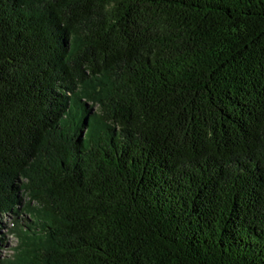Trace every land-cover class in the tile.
<instances>
[{
  "label": "trees",
  "instance_id": "obj_1",
  "mask_svg": "<svg viewBox=\"0 0 264 264\" xmlns=\"http://www.w3.org/2000/svg\"><path fill=\"white\" fill-rule=\"evenodd\" d=\"M22 190L0 264H264V0H0Z\"/></svg>",
  "mask_w": 264,
  "mask_h": 264
},
{
  "label": "rangeland",
  "instance_id": "obj_2",
  "mask_svg": "<svg viewBox=\"0 0 264 264\" xmlns=\"http://www.w3.org/2000/svg\"><path fill=\"white\" fill-rule=\"evenodd\" d=\"M95 110V109H94ZM22 193V201L20 203V214L17 217L15 214L4 216L0 218V261H5L11 258L13 254V248L18 246L17 236L14 234L16 222L23 221L29 223L31 217L25 212V206L29 201V197Z\"/></svg>",
  "mask_w": 264,
  "mask_h": 264
}]
</instances>
